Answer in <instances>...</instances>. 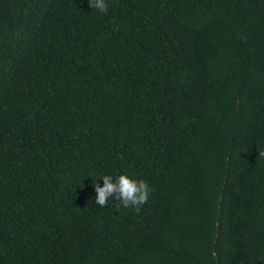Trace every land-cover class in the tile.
<instances>
[{"label": "trees", "instance_id": "1", "mask_svg": "<svg viewBox=\"0 0 264 264\" xmlns=\"http://www.w3.org/2000/svg\"><path fill=\"white\" fill-rule=\"evenodd\" d=\"M108 2L0 0V264H264V0Z\"/></svg>", "mask_w": 264, "mask_h": 264}, {"label": "clouds", "instance_id": "2", "mask_svg": "<svg viewBox=\"0 0 264 264\" xmlns=\"http://www.w3.org/2000/svg\"><path fill=\"white\" fill-rule=\"evenodd\" d=\"M90 9L103 13L109 7L108 0H88ZM88 177H91L89 175ZM102 178V185L94 183L95 203L105 206L109 200L116 202L114 207H138L144 204L152 192L151 186L144 180L136 179L129 173L119 174L97 173L96 178ZM95 178V179H96Z\"/></svg>", "mask_w": 264, "mask_h": 264}]
</instances>
